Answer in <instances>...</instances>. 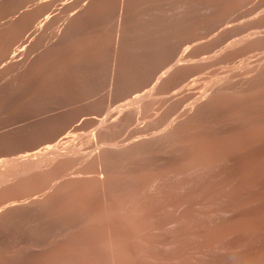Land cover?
Here are the masks:
<instances>
[{
    "label": "rangeland",
    "instance_id": "obj_1",
    "mask_svg": "<svg viewBox=\"0 0 264 264\" xmlns=\"http://www.w3.org/2000/svg\"><path fill=\"white\" fill-rule=\"evenodd\" d=\"M10 1L11 3L9 5ZM32 1L33 0H30V2L29 0H0V13L2 12L0 14V25L2 27H0V62L7 58L13 51H16V57L14 58L16 61L14 60L8 64V66H14L15 63L20 64V66H23L24 63V66L28 64L30 66H28L29 68L27 69L19 71L16 75H8L6 76L7 78L0 79V158H3L6 164L11 162V160L19 154L30 152L38 143L54 140L68 130L71 135L69 139L76 135L72 138L74 142L72 140L70 141V145L74 147L76 151L78 149V152H83V156L84 152L87 151L85 153L87 158H89L87 154L92 149L96 148L97 143H111L127 137L128 134V136H131L138 135L142 132L143 134L144 132H148L146 136H149L151 133H154V131L155 133L159 132L163 129V126H166L167 122L171 120L170 118L174 117L173 113L175 114L178 112L177 110L180 111L181 108L184 107L183 105L182 107L178 106L183 104L182 100L185 99V104L187 102V97L184 95V99L181 97L176 100L177 102L180 101V104L179 102L177 104L176 101L171 103L167 99L168 96H170L168 95L169 92L171 93V90H168V92L167 89L171 88L160 90L159 87L154 90L155 92L152 91L150 93L151 97V94H156L153 95L154 97L152 98L149 96L151 99L154 98L152 101L148 100L149 97L147 99V102L152 104V107H149L151 111L148 107H145V105H140L137 108L139 111L142 109L140 113L136 111V107L130 106L129 108L132 109H128V113H126V111L123 117L124 120L128 114L126 118L127 123L124 120V122L118 123L119 125L115 124L97 130L91 117L95 120L96 117L99 118L100 115L103 116L105 111L108 114L110 109L111 111L113 110V107L115 109L117 105L124 104L131 100L132 93L137 89L135 86L137 84L136 81L140 84L145 80L149 82L154 75H156V77L154 76L153 78H157L159 69L163 66L162 61L165 56L163 53L166 52L169 54L168 51L172 48L175 52L179 51L180 53V50L182 51L186 46L192 45L195 38H197L196 36L202 37V35L206 36L211 34L210 31L213 32L216 27L221 24L223 20L221 17H238L259 9L264 10V0H142L139 2L140 4L142 3V5L141 7L139 6L140 8L137 12L130 14L128 20L129 24L125 29L126 47L118 54L119 63L118 61L115 63L113 62L111 50L97 44L99 37L109 32L108 25L114 17L107 16L104 13L90 15L81 22L78 28L68 31L71 36L67 37V44L69 42L67 47L64 46L60 51H56L51 46H49V48L45 47L49 39H51L50 42L53 41L52 38L56 31L64 24L63 22H65L67 18L65 14H69L68 12L72 10L71 8H73V10L75 9L76 2L67 4L64 7L66 10L63 8L61 12L60 10L62 7H60L59 3H56V6H53L51 10H45L42 0L41 4L37 7L38 10H31L32 8H30V11H28L35 17V24L33 23L31 26L32 29L29 27L25 29L26 31H21L12 40L8 42L5 41L8 33L10 34L11 30L13 32V28L9 25L8 27L4 25L5 20L7 21L8 19L7 16L11 18L14 17L13 14L21 15V12H23L26 7V3L28 7L31 5ZM111 4L112 0H106L103 1L101 6L102 8H106ZM9 6L11 7L9 8ZM5 8L9 9L5 10ZM10 11L13 12L10 14ZM46 11H58L52 18V20L56 18L58 22L53 28H50V30L45 27V30L42 29V31L38 29V27L40 23H42ZM226 18H224V21ZM256 27V24H252L239 28L226 35L225 39L231 40ZM53 29L56 31H52ZM193 35L195 36L193 37ZM64 36L65 35L62 37ZM43 43H46L45 46H43ZM24 44H26L27 47L25 50H22L21 47ZM202 46L205 48L207 45L205 43ZM202 46H194L193 49L201 50ZM203 48L201 51L204 50ZM1 49L3 51H1ZM174 50H171L172 52L170 51V55H172L171 53H173ZM236 62L238 63L239 61L236 60L235 63ZM156 65L161 66L158 69L155 67ZM217 66L220 68L224 65ZM217 66L215 65V69L214 66L212 68L210 67L206 69V72L204 70L200 75L196 76L199 77V79H201V77L203 79V81L201 79L196 82V85L201 84L200 86L195 85V88H197L195 89L196 91H200L202 88L205 89L206 86L201 87L204 85H202L201 82L206 85L208 83H206V81H209V78H214L215 73L222 72L223 69V71H226V69L229 68L225 65L224 67L226 69L224 67L222 69L221 67L220 69L222 70L219 71ZM154 67L158 70L154 69ZM211 69L214 70L210 72ZM154 71H158V73ZM191 72H189V74ZM185 75L186 74H184V77ZM190 75L188 76H190L193 81L196 77H192V73ZM111 80H131L129 83L135 82L136 84L133 83L134 85L132 87L130 83L127 89L119 88L117 93H113V96L111 95L110 101L112 98L113 99L112 102H110L107 99L106 89ZM154 80L155 79H152L151 82ZM187 80H189V82L187 81L188 83H192L190 79ZM199 87H201V89ZM195 90L192 88V92H195ZM130 91L133 92H131L130 97H128ZM164 93H167L165 94L167 98L164 96ZM115 94H120L122 96H116ZM156 96L159 98V100L157 99L158 101L155 100ZM160 100L161 104H163L162 106L159 104ZM116 101L117 105L115 104ZM165 101L167 102L165 103ZM165 106L168 109H165ZM176 106L179 108H176ZM143 108H146V110ZM105 109H109L108 112ZM131 110L132 112H130ZM147 114H149V116ZM87 115L90 119L88 118L82 121V118ZM232 116V111L228 106L217 107L215 111L209 115L211 120L212 117L215 118V122L224 121L225 117ZM210 118L208 119L210 120ZM234 118L235 119H228L229 122H232V124H229V127L238 130V127H240L239 125L242 127L243 123L241 121L244 119L242 120V116L239 117V119L238 117ZM240 119L241 121H239ZM212 121L214 122V119ZM131 123H133V126ZM222 124H227V121L222 122ZM151 127L152 129L153 127L155 128L152 130ZM212 128H209V132ZM131 129L137 134H131L129 132ZM134 129H136V131ZM213 129L218 134H222L219 133L220 131L217 128ZM201 132H199L200 135L204 133L203 130H201ZM240 132L238 131L237 133ZM92 133L95 135L93 141ZM161 140L163 139L149 143L150 140L148 139L149 142L147 141L146 143L145 139H143L140 141L141 145L139 142L135 143V149L131 147L128 151L127 149L129 148L124 150L123 147L113 146H109L105 150L103 161H105V158L111 159L117 162L118 165V172L116 174L118 181L115 185V190H117L116 192L119 196L116 198L117 200H114L112 205L106 207L103 204L96 193L95 185L92 181L77 179L68 181L72 184L63 190L61 198H59V196L56 199L57 202L54 200L57 206H54V203L53 205L36 206L27 204L22 207L10 208L1 212L0 264H235L236 261L239 260L238 257L240 258L243 252L247 250L246 248L251 249L253 246L255 247V245L245 247L242 243L244 237H238V240L235 238V240H231L230 243L226 241L228 244L223 242V244H217L216 246L210 245L206 240L178 239V242L173 240V238L176 240L175 234L177 232L174 229L177 228L175 225L177 223L180 224L178 227L182 228L188 223L185 229L191 226L207 227V224L214 219H232L240 215V211L229 208V201L222 202L221 199L219 200L220 196L218 195L226 191L227 182L217 180L216 178H214L216 180L212 179L215 173H217L216 168L225 171L230 166L227 164L218 165V167L211 165L204 170L205 173L203 170L200 171L202 175L200 173L192 174V171L186 168V172H190L189 174L191 176L185 173V170H182L184 173L177 172V174L176 172L174 173L173 170L164 172L168 164L171 165L176 158H181V156H185L189 152L188 145L185 147L184 144L179 143L180 141L175 143L174 138H165V142ZM155 142H157V144ZM159 142L160 145L161 143L163 144V142L164 144L167 142V145H170L172 149H165L167 145L165 146L163 144L162 146L165 149H163L165 153L163 150L161 152L163 147L159 145ZM154 143L156 147L159 145L161 149L156 150L159 146L157 148L154 146L156 148L154 149ZM172 143H175L176 146ZM87 144L89 146H87ZM147 145H149V148ZM171 145L176 149L174 150ZM177 145H182L183 147H177ZM89 148L91 150H88ZM131 149L135 151L133 150V152ZM263 149L264 144L260 148H255V150L253 147V150L251 149V153L249 154L261 150L263 151ZM243 153L236 156V160L240 167L242 166L243 160H248L247 157L249 154L246 156L247 153ZM77 155L70 153L69 157H60L58 160L59 163L57 162V164L54 165L55 167H47L38 172V174L35 173L36 175L31 174L32 176L26 181L16 185L12 184L13 187L11 185V187L9 185L0 187V205L13 199H25L35 194L36 196L41 195L55 183L53 180L50 181L54 177L58 178L64 174L66 175L67 173L70 174L78 171H84L83 173L85 174L83 177H91V175L87 173L91 172L90 174L93 176V171H96V173L98 172L97 169H94L90 160L88 161L85 157L80 158L79 155V158L75 157ZM85 159L87 161H85ZM65 160H67V162H65ZM2 166L5 170L6 165L3 164ZM57 168L59 169L58 171ZM52 172H54V175L49 179H40L43 178L44 175L46 176ZM158 174L162 175V177L160 176L161 181L157 186V191L149 186V182L153 175ZM207 180H210V183ZM202 182L204 183L200 185ZM211 184H214L213 187ZM221 187L224 188L221 189ZM216 189H218V193ZM253 189L254 188H243L242 190L255 192L256 190ZM211 193L215 194L212 196ZM202 198L204 201H207H205L206 204ZM223 207H226L227 214L224 213L222 215L219 213L220 209ZM110 209H112V215L114 216L113 223L111 222V224L109 223L110 221H107L105 216L106 211ZM209 210H211V212ZM173 222L176 223L174 224ZM181 222H184L185 225ZM194 222H196L197 225ZM110 229L111 231L114 229V235L111 234ZM146 231L147 233H145ZM171 236H173V238H171ZM170 240L172 242H170Z\"/></svg>",
    "mask_w": 264,
    "mask_h": 264
},
{
    "label": "bare ground",
    "instance_id": "obj_2",
    "mask_svg": "<svg viewBox=\"0 0 264 264\" xmlns=\"http://www.w3.org/2000/svg\"><path fill=\"white\" fill-rule=\"evenodd\" d=\"M41 1L42 0H33L31 2V5L28 6L29 8L27 7V3H26V5H25L26 7L25 8L23 7L24 11L21 12V15H15L12 13L14 15V17L9 18L10 16H7L9 19L8 20L6 18L7 21L4 19L5 20L4 25H7V27L9 25L11 28H13V32L11 30L10 34L8 33V36H7V38H5L6 39L5 41L8 42L9 40H12L21 31H23L29 27L31 28L33 23L35 24V17L33 16L32 13H29L28 11H30V8H32L31 10H36V9L38 10L37 7L41 4ZM103 1H106V0H43V3H44L43 8H45V10H51L53 6H56V3H59L60 7H62L61 10L59 9L61 12H62V9L67 4H69L71 2L77 3L74 10H73V8H71L73 11L69 10L71 13L68 12L69 14H65V16H67V18H66L65 22H63L64 24L58 28V31H56L57 30L56 28H55L56 30L55 29L52 30V31H56L55 35L52 38L53 41L50 42L51 39H49V42L47 44L45 43L46 46L44 43H43L44 44L43 46L48 47V48H49V46H51L56 51H60L64 46L67 47L69 45V42H68V44L66 42L67 37L71 36L70 32H68V31H71V30L78 28L81 25V22L84 21V19H86L88 16L96 14V13H104L107 16H114V17L109 22V25H108L109 32L101 35V37H99V39L97 40V44L102 46V47L109 48L113 54V56H112L113 62L116 63L118 61L119 52L121 50H123L124 47H126L127 42H126L125 29L127 28V25L129 24L128 20L130 18V14L137 12V10L142 5V3L140 4L139 2H141L142 0H112V4L106 8L105 7L102 8V6H101ZM29 2H30V0H29ZM10 3H11V1L9 2V5H10ZM108 3H110V2H108ZM209 3H210V1H209ZM16 4H17V2H16ZM11 6H13V5H11ZM11 6H9V8ZM5 7H6V5H5ZM9 8H7V9L5 8V10H8ZM21 10H22V8H21ZM55 10H56V8H55ZM64 10H66V8H64ZM2 11L5 12L4 10H2ZM11 12H13V11H10L9 13L11 14ZM57 12H54V11H48L47 12L46 11L44 14V17H43V21H42V23H40L38 29L42 30L45 27H47L50 30V28H53L58 22V20L56 18L54 20H52V18L57 14ZM226 17L225 16L221 17V19L223 18L222 21L220 19L221 24L218 27H216V29L213 32L210 31L211 34L206 35V36L202 35V37L196 36L197 38H195L192 45L190 44L191 45L190 46L187 44L188 46H186L182 51L180 50V53H179V51L175 52V50L173 48L171 49V50H174V52L171 53L172 55H170L171 50L168 51L169 54L164 51L166 54L163 53L165 56H164L163 61H162L163 62L162 68H160V66L162 65V62H161L160 66L159 65L155 66L156 68L161 69V71L159 69V73H158V71L157 72L154 71L155 73H158L157 78H153L154 76L156 77V75H154V76L150 75V76H153L151 78V80L155 79L152 82L150 80L149 81L150 83L147 82L146 80H145L146 82L145 81H143L141 83L139 82L140 84H138V81H136L137 84L135 82H133L136 84L135 86L137 89L134 90V92L133 91L129 92L128 97H130L131 92H133L131 100L127 101L128 100L127 99L126 100L127 102L124 104H121V105H117L116 104L117 101H116L115 102V104L117 105V107L115 108L116 110L114 109V107L112 108L113 110L111 111V109H110L109 112H108L109 109L108 110L105 109V110H107L108 114L105 111L104 115L102 113L103 116L100 115V117L99 118L96 117L95 120H93V117H91L92 121H94V123L97 127V130L99 128L113 126L115 124L121 123L122 121L124 122V120L126 122L127 121L126 118H127L128 114L126 115V118H124V120H123V117H124L125 112L128 109H132V108H129L130 106L136 107V111H139V109L137 110V108L140 105H145V107L149 108L152 104H149L150 102L148 103L147 101L148 100L152 101L154 98L153 99H151V98L154 97L153 95H156L155 93H153V94H151L152 95V97H151L150 93L152 91H154L156 88L158 89L159 87H160V90L161 89L165 90L167 88H171V89H167V91L171 90V93L168 91L169 92L168 95H170V96H168V98L166 97L167 95L165 96V94H167V93H164V96L171 103L175 102L177 99H179L181 97L183 98L184 95L187 97V102L185 104V102H184L185 96H184V98H183L184 100H182L183 104L178 105L181 107L183 105L184 107L183 108L180 107L181 108L180 111L177 110L178 112L175 111L176 113L175 114L173 113L174 117L170 118L171 120L168 121L169 123L167 122L166 126H163V129H161L157 133H155V131H154V133H151V135L148 134L149 136H146L148 132L147 133L144 132V134L146 133L144 135L142 131H141L142 133H139L140 132L139 131L138 135H131L132 133L137 134V133H134L131 129L129 131L131 133L130 134L131 136H128L129 135L128 134L127 137H125L123 139L121 138V140L115 139L116 141H114V142H111V143H105L104 142L102 144L101 143L98 144L96 142L97 143L96 148H94L92 150L90 148L88 149V150H91L87 154V156L89 158H87L85 155V153L87 151L84 152V156H83V154H82L83 152L82 153H80V151L78 152V149L76 151L74 149V147H72L70 145V141L76 135L74 137H72L71 139H69L71 137V135H70V132L68 130L54 140H50V141L48 140V141H43V142L38 143V145L33 150H31L30 152H26L24 154L21 152L22 154H19L18 156L14 157L11 160V162H9L10 159H9V161L7 160L9 162L7 164L3 158L2 159L0 158V169H1L0 170V187H2V186L6 187L8 185L12 186V184L16 185V184L22 183V182L26 181L30 176H32L31 174H33V175L35 173L38 174V172L42 171L43 169H45L47 167L50 168L51 166H54L55 164H57V162L59 163L58 160L60 159V157H62V158H63V156L69 157L70 153L76 154V155L78 154L80 158L81 157L87 158L88 161L90 160L92 162L94 169L98 170L97 173H96V171H93V173H94L93 176H92V174H90L91 172L87 173V174L91 175V177H87V176L83 177L85 173H83L84 171H81V170H80L81 172H79V171L78 172H72V173L69 172L70 174L67 173L68 175L64 174L63 176L58 177V178L54 177L50 181L53 180V181H55V183H53V185L49 189L44 191L41 195L36 196V194H35L31 197H26L25 199L9 200L6 203L0 205V213L7 210V209L22 207V206L27 205V204H31L32 206H36V205H47V204L53 205V203H54V206H55L56 203L54 200H56L59 196H60L59 198H61V195L63 194L62 193L63 190L72 184L71 182H68V181L69 180H77V179H87V181H92L95 185L96 193H97L98 197L100 198V200H102L103 204L106 207L108 205H112L114 200L119 196L116 192L117 190H115V185L118 181L117 175H116L118 172L117 171L118 165H117V162H114L111 159L105 158V161H103V157L105 156V150L109 146H113V147H123L124 150L129 148V149H127V151H128V150H130L131 147L134 148V145H136L135 143L139 142V144H140V141H142L143 139H145L146 143L149 139L150 142L149 141L148 142L151 143L152 141H158L159 139L164 140L165 138H168V139L174 138L175 143H178L180 141L179 143L184 144L185 147H186V145H188L187 147H188L189 153L185 156H181V158H176V160H174L171 163V165L168 164L166 167V170H164V172L165 171L169 172V170H173V172L174 173L176 172V174H177V172H182V170H185V168H186L187 170L192 171L191 172L192 174L193 173L194 174L195 173L201 174L202 172H200V171L203 170V172H204V170L207 169L211 165L218 167V165L221 166V165L227 164L228 166H230L232 168L229 167L225 171L220 170L219 168H216L217 173H215V176L212 179L216 178L217 180H222V181L227 182L226 191L225 192L222 191L223 194L220 193V195H218V196H220V198L219 197L218 198H219V200L221 199L222 202L223 201L224 202L229 201L230 202V204H228L230 206L229 208L240 211V215L235 216L232 219H221V220L220 219H218V220L214 219L213 221H210L207 224V227L202 226L203 228L198 227V226H193V227L191 226L190 228L185 229V227L187 226L188 223L185 225L184 222H181L185 225V227L182 228V227H178V226H180V224H178V223L175 224L176 222L175 223L173 222L177 226V228L174 229L177 232V233L175 232L176 236L172 234L173 236L176 237V240H175V238H173V236H171V238H173L174 241H177L178 239H180V240H206V242H208L210 245L216 246L217 244H223V242H226V241H229V243H230V241L235 240V238L238 240V237H244V239H242L243 240L242 243L245 247H251L253 245H255V247L253 246V248H251V249L246 248L247 250L245 252H243L242 255L240 254L241 255L240 258L237 256L239 260L236 261L235 264H264V149H263V151L261 150V151L256 152V153L249 154V153H251V149L253 150V147L255 150V148L256 149L260 148L264 144V10L259 9V10L253 11L251 13H248L246 15H241L238 17L237 16L236 17L232 16L231 18H228L229 16H226ZM224 18H226L225 21H224ZM218 23H220V22H218ZM252 24H256L257 27L255 29L246 31L242 35L235 37L231 40L225 39L226 38L225 36L228 35L230 32L237 30L239 28L245 27V26L252 25ZM0 27H1V25H0ZM1 28H0V32H1ZM209 29H211V28H209ZM63 35H65L64 36L65 39H64V37H62ZM194 36L195 35H193V37ZM2 43H4V42H2ZM205 43L207 46H205V48H203L202 45H204ZM194 46L195 47L202 46V48L204 50L201 51L202 48H201V50L200 49L194 50L193 49ZM26 47H27L26 44H24V45H22L21 48H22V50H25ZM102 47H100V48H102ZM178 49H179V47H178ZM22 50H20V51H22ZM192 50H194V51H192ZM1 51H3V50L1 49ZM168 55H170V56H168ZM15 57H16V51H13L7 58H5L4 60H1V62H0V77L1 78L0 79L5 78L8 75H16L19 71H22V70L30 67L29 64L24 66L25 63L23 64V66H20V64H18V63H15L14 66L13 65L8 66V64H10L11 62H13L15 60L14 59ZM25 60H26V58H25ZM236 60H238L239 62L235 63ZM119 61H118V63H119ZM21 64H22V62H21ZM33 64H34V62H33ZM33 64H30V65H33ZM114 65H116V64H114ZM215 65L216 66L217 65H224V66L226 65L227 68L229 67L228 68L229 70L226 69L224 66H221L222 69H223V67L226 69V71H223L224 69L222 70V69H220L221 67L219 68L217 66L219 68V71L222 70V72L215 73L214 78L212 76H210V77H212V79L209 78L208 79L209 81H206V83L208 82L207 83L208 85L207 84L205 85V83L201 82L202 85L204 84L201 87L206 86L205 89L202 88V90L196 91L195 89H197V88H195V87L198 85V84L196 85V82L202 79V77H201V79H199V77H196V76L200 75V73L203 72L204 70L206 72V69H208L210 67L212 68L214 66V69H215ZM155 67H154V69H156ZM152 69H153V67H152ZM158 69H156V70H158ZM190 69L191 70L193 69L192 72ZM213 70L211 69L210 72H212ZM187 71L192 73V77H196L194 79L192 78L193 81L190 78L191 73L189 74V72H187ZM216 71H218V70H216ZM183 73L186 74L187 76L185 75V77H184ZM188 75H190V76H188ZM186 77H188V78H186ZM187 79H190L192 81V83H188L189 80H187ZM129 81H131V80H129ZM129 81H124V80H122V81H116V80L109 81L107 89H106L107 90V92H106L107 93V99L110 101L111 95L113 93H117V91H119V88L120 89L121 88L127 89L128 86H130V83L132 84L131 86L133 87L134 84L132 82L129 83ZM202 81H203V79H202ZM204 81H205V79H204ZM138 85H139V87H138ZM200 85L201 84H199L198 86H200ZM201 87H199V88L201 89ZM192 88L195 90V92H192ZM126 94H128V93H126ZM115 95L119 96L118 94H115ZM120 96H122V95H120ZM148 97H149V99H148ZM119 98H121V97H119ZM126 98H127V96H126ZM155 98H156L155 99L156 101L159 100V98L157 96ZM112 99L110 102H112ZM116 99H117V97H116ZM155 100H154V102H155ZM89 101H91V100H89ZM119 101H121V100H119ZM123 102H124V99H123ZM159 102H160L159 104H161V100ZM166 102L167 101H165V103ZM178 102L180 104V101H178ZM178 102H177V104H178ZM108 103H106V104H108ZM156 104H158V103H156ZM162 105L163 104H161V106ZM178 106H176V108ZM221 106H228L232 111L233 116L232 117H225V119H224L225 122L227 121L228 125L222 124V122H224L223 120L215 122V118L212 117V120L214 119V122H213L211 120V118L209 117V115L212 114L213 111H215V109L217 107L220 108ZM111 107H112V104H111ZM155 107H156V105H155ZM105 108H108V107H105ZM133 109H135V108H133ZM143 109L146 110V108H143ZM150 109L151 108H149V110ZM162 109H164V108H162ZM165 109H168V108L166 107ZM141 110L139 111L140 113H141ZM149 110H148V112H149ZM130 112H132V110ZM126 113H128V111ZM149 114H147V115L149 116ZM163 114H165V113H163ZM88 115L86 117L82 116L83 117L82 121L88 119L89 118ZM92 115H94V114H92ZM241 116L243 117L242 120L244 119L243 121H241V119L239 120L243 123V124L241 123L242 127H241V125H239L241 128L238 127L239 129L237 130L235 128L229 127V124H232V122L231 121L229 122L228 119H235L234 117H238V119H239V117H241ZM208 118H210L211 121ZM233 121H235V120H233ZM131 122H133V121H131ZM90 123H91V120H90ZM94 123L92 122V125ZM133 123H131L132 126H133ZM125 124H123V125H125ZM129 125H130V122H129ZM212 127L217 128L220 131L219 133H222V134H218L217 132H215ZM154 128L155 127H153V129ZM209 128H212V130H211L212 132L210 131L211 133L209 132ZM151 129H152V127H151ZM134 130L136 131V129H134ZM201 130H203L204 133L200 135L199 132H201ZM235 130H237V131H235ZM240 130H241V132H240ZM206 131H207V134H206ZM238 131L240 133H237ZM208 132L210 135L208 134ZM94 136L95 135L93 134L92 135V141L94 140ZM89 139H90V137H89ZM163 140H161V141H163ZM78 142H79V140H78ZM89 142H90V140H89ZM164 142H165V140H164ZM164 142H163V144H164ZM170 142H171V140H170ZM155 143L157 144V142H155ZM175 143H172V144L174 146H176ZM139 144H138V146H139ZM156 144L155 145L152 144L153 147L154 146L156 147ZM163 144L161 143V145H160V142H159L160 146H162ZM168 144H171V143H168ZM159 145H157V147ZM164 145L166 146L167 142ZM87 146H89V145L87 144ZM147 146L149 148V145H147ZM174 146L171 145V147H173V148H174ZM178 146L183 147L182 145H177V147ZM145 147H142V148H145ZM155 147H154V149L157 148V147L156 148ZM159 147L156 150L161 149V147L160 148ZM150 148H151V145H150ZM134 149H131V151H133ZM163 149H164V147L161 149V152ZM165 149H172V148H170V145H167ZM175 149L176 148H174V150ZM164 150H163V152H164ZM243 152H245V154L247 153L246 156L248 154L249 155L247 157L248 160L247 161L243 160V162L241 164L242 166L240 167L239 163L236 160V156L239 154H242ZM78 155L75 157H78ZM3 156H5V155H3ZM73 156H71V157H73ZM245 159H246V157H245ZM77 161H79V160H77ZM85 161H87V160L85 159ZM65 162H67V160H65ZM3 164L6 165L5 170L2 168ZM4 168H5V166H4ZM58 168H60V167H58ZM58 168H57V171L59 170ZM170 168H172V169H170ZM218 169H219V171H218ZM184 172L188 173V172H186V170ZM184 172H182V173H184ZM204 173H203V175H204ZM44 174H45V172H44ZM160 174H158L159 176L153 175L150 178L149 186L151 188H153L154 190H157L158 189L157 186H158V184H160L161 177H162V175H160ZM53 175H54V172L47 174L46 176L44 175L43 178H40V177L39 178L42 180H45V179H49ZM182 176H184V175H182ZM216 179H214V180H216ZM203 183L204 182H202L200 185H202ZM171 185H173V184H171ZM213 185H212V187H213ZM207 186H209V185H207ZM216 186H217V184H216ZM200 187H202V186H200ZM218 188H220V187H218ZM222 188H224V187H221V189ZM243 188H254L256 191L255 192H253V191L250 192L248 190L243 191L242 190ZM15 189H17V188H15ZM202 189H204V188H202ZM239 189L242 191H240ZM20 190H21V188H20ZM216 190L218 193V189H216ZM211 194H210V196H211ZM214 194L215 193H213L212 196ZM58 200H60V199H58ZM202 200H203V198H202ZM56 202H57V200H56ZM206 202H205V204H206ZM181 207H183V206H181ZM126 208H128V207H126ZM183 208H185V207H183ZM225 208L226 207L221 208L219 213H221L222 215L224 213L227 214V212H226L227 210ZM209 211L211 212V210H209ZM112 214H113L112 209H110L109 211H106V214H105L106 219H107V221H110L109 222L110 224H111V222L113 223V219H114V216ZM179 222H180V220H179ZM194 223H196V222H194ZM192 225H194V224H192ZM196 225H197V223H196ZM205 226H206V224H205ZM89 227H90V225H89ZM110 232H111V234L114 235V229H112V231L110 229ZM145 233H147V231ZM171 240H170V242L173 241V240L172 241ZM226 244H228V243L226 242ZM210 245H209V247H210ZM125 260H127V259H125ZM49 261H50V259H49Z\"/></svg>",
    "mask_w": 264,
    "mask_h": 264
}]
</instances>
